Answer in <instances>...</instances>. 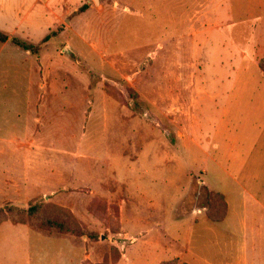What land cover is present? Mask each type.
<instances>
[{"label":"rangeland","instance_id":"rangeland-1","mask_svg":"<svg viewBox=\"0 0 264 264\" xmlns=\"http://www.w3.org/2000/svg\"><path fill=\"white\" fill-rule=\"evenodd\" d=\"M59 1L63 10L49 40L23 41L36 46L38 55L19 49L10 37L8 45L0 43V220L19 222L22 211L42 205L45 216L54 220L59 215L76 227L68 225L73 234L63 237L42 230L40 239L30 240V248L15 259L6 243L8 224L0 232V264H74L75 256L79 264H90L85 257L91 254L96 262L115 264L113 241L124 239L120 213L136 205L143 211L158 208L153 217L167 220L163 229L173 213L176 220L184 219L196 208L204 209L210 220L208 196L215 184L206 181L202 152L184 144L199 143V126L205 138L210 134L213 120L197 119L198 109L206 106L205 112L215 115L220 99L209 103L207 98L225 95L229 88L210 81L231 82L240 54H214L211 45L199 44L205 55L200 60L187 54L193 69L187 77L192 83L201 74L202 85L174 87L172 80L167 85V64L185 55L177 47L179 55L168 56L165 46L168 38L180 46L183 34L202 28L200 16L211 32L224 0ZM8 8L6 27L17 24L27 6L10 3ZM224 28L223 49L228 50L238 29ZM244 35L249 44L256 38L252 32ZM140 47H145L142 53L137 52ZM113 51L125 53L121 59ZM220 57L222 66L231 65L221 67L220 62L210 70ZM120 60L125 62L122 71L108 69L109 63L117 68ZM256 63L264 73V59ZM176 75L180 79L182 72ZM199 97L194 109L193 99ZM120 165H128L126 178L120 176ZM139 175L143 190L136 188ZM85 236L94 241L89 247L83 246ZM260 238L257 255L264 264V231Z\"/></svg>","mask_w":264,"mask_h":264},{"label":"crops","instance_id":"crops-1","mask_svg":"<svg viewBox=\"0 0 264 264\" xmlns=\"http://www.w3.org/2000/svg\"><path fill=\"white\" fill-rule=\"evenodd\" d=\"M43 1L0 0V33L8 37V41L3 46L8 45L12 38L33 43L34 39L43 41L49 35L60 20L59 13L63 10V6L59 0H45V4ZM10 3L15 8L21 9L24 6L27 8L18 18L17 24L6 27ZM223 3L214 16V30L206 31L204 26L206 17L200 16L197 23H202V28H198L196 32L191 31L190 35L183 34L186 36L180 37L182 39L180 46L176 45L175 38H168L165 48L168 56L178 54V51H175L177 47L185 55L184 58L177 59L178 62H175L173 58L172 62L167 64V85H171L172 80L174 87L202 85V79L199 78L201 74L197 75L192 83L187 77L189 71L193 70L192 57H187V54L192 55L193 53L200 60L201 55H205L202 53L204 47L199 44L207 45L208 43L211 45V53L214 54L221 51H227L225 54L230 57L237 53L240 54V63H237L231 82L226 81L224 85L217 79L210 81L211 86L229 88L225 95L215 94L213 98H207L209 103H218V97L220 99L221 104L214 112L215 115H208L205 112L206 106H200L198 109L197 119L213 120L210 134H207L205 138L203 129L199 126L201 129H199V143L184 144L185 149H196L202 152V166L207 169V173H211L210 176L209 173L208 175L204 172L207 175L206 181L209 180L210 183L215 184L214 188L209 191L224 197L227 207L226 216L221 222H212L207 218L204 209L196 208L184 219L176 220L175 214H170L172 219L166 229H163L162 226L167 223V220L154 218L157 217L158 208L144 209L147 212L145 213L141 207L136 205L124 214L120 213L119 229L124 232V239L113 241L118 251L115 264H168L171 262L177 264H259L261 262L257 255V248L260 250L263 245V239L260 236L264 231V73L259 72L256 61L258 58L264 59V0H224ZM225 25H229L231 30L238 29L237 36L228 50L223 49V39L226 38L223 36ZM246 31L256 34L251 45L248 37L243 39ZM187 37L189 39L184 43ZM208 38H210L209 41H207ZM155 45L156 43L153 46ZM103 47L105 48L104 40ZM259 48H261L260 51H258ZM144 49L145 47H140L137 52L142 53ZM113 52L121 59L125 53V51ZM45 56V53H42L41 59ZM221 60L222 57L217 64H214L215 68L211 64L210 70H217ZM124 63L120 60L117 68L109 63L108 69L112 68L120 72L122 71L121 64ZM228 64L231 65V62L225 66ZM219 66L225 67L222 66V62ZM207 68L208 66L206 70ZM176 71L182 72L180 79ZM197 99L201 98L193 99L194 109ZM250 131L254 135L249 139ZM202 139L203 142H200ZM152 165L151 163V168ZM120 166L122 167L120 176L126 178L129 173L128 165ZM152 176L148 177L150 183L153 181ZM136 178H139L136 188L143 190L145 183L143 178L140 175ZM89 214L87 211V217ZM146 214L149 218L144 217ZM89 223L87 219L85 225L88 226ZM8 224L11 228L8 230V242L6 243H9L15 259H18L19 253H25L24 248H30V240L37 242L40 239L42 231L32 229L29 225H13L6 222L0 225V232ZM163 231L167 236L163 235ZM19 237L27 239L19 242ZM83 241L85 242L83 246L87 244L89 247L90 240L84 238ZM18 245L22 247V251L17 247ZM71 245L77 246L78 244L72 242ZM75 252L78 254L77 250ZM12 258L14 257L11 254L8 262ZM85 259L90 261V264L105 262L104 259L96 262L94 254L86 256ZM74 261V264H79L77 256L74 257Z\"/></svg>","mask_w":264,"mask_h":264},{"label":"trees","instance_id":"trees-1","mask_svg":"<svg viewBox=\"0 0 264 264\" xmlns=\"http://www.w3.org/2000/svg\"><path fill=\"white\" fill-rule=\"evenodd\" d=\"M49 40V36L43 39L42 43H46ZM8 41V37L2 33H0V43H6ZM12 43L18 47L19 49L29 52L31 54L38 55L39 49L36 46H33L31 44H27L19 39H12ZM210 198L212 208L209 212V209H207V215L210 216V220L212 222H221L226 216V203L224 200V197L219 194H212L210 193L208 196V199ZM212 198V200H211ZM216 201H218L216 203ZM44 206L42 205H33L30 207L28 212L22 211L21 212V219L19 222H11L13 225H29L32 229L48 232L49 234H56L61 236H67L73 234L72 229H74L72 226L68 225H74L73 222L70 224L66 222L65 219L62 220V218L59 215H56L52 220L51 217L45 216V210H42ZM214 208V210H213ZM209 213V214H208ZM41 215V216H40ZM42 219V221H41ZM7 219L0 220V225L3 223L8 222ZM40 220V222H37ZM10 222V221H9ZM76 227V226H75ZM41 229V230H40ZM42 231V232H43ZM86 237V236H85ZM88 238V237H86ZM91 242H94L92 239L88 238ZM169 264V263H168ZM172 264H177L176 262H173Z\"/></svg>","mask_w":264,"mask_h":264},{"label":"water","instance_id":"water-1","mask_svg":"<svg viewBox=\"0 0 264 264\" xmlns=\"http://www.w3.org/2000/svg\"><path fill=\"white\" fill-rule=\"evenodd\" d=\"M96 3H98L99 1L98 0H95Z\"/></svg>","mask_w":264,"mask_h":264}]
</instances>
